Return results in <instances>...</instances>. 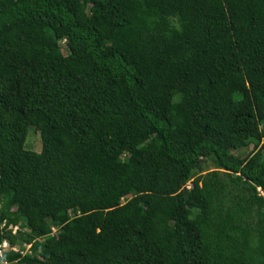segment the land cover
Returning <instances> with one entry per match:
<instances>
[{"label": "trees", "instance_id": "trees-1", "mask_svg": "<svg viewBox=\"0 0 264 264\" xmlns=\"http://www.w3.org/2000/svg\"><path fill=\"white\" fill-rule=\"evenodd\" d=\"M263 139L264 0H0V264H264Z\"/></svg>", "mask_w": 264, "mask_h": 264}, {"label": "rangeland", "instance_id": "rangeland-1", "mask_svg": "<svg viewBox=\"0 0 264 264\" xmlns=\"http://www.w3.org/2000/svg\"><path fill=\"white\" fill-rule=\"evenodd\" d=\"M89 11H92L94 8L92 6H88ZM67 48L65 47L64 43L61 47V53L62 55H67ZM261 145H264V139L262 141H260V143H258V145L256 146L255 143H249L245 148L238 150V151H234L233 153L238 155L239 157H247L248 155H250L253 151H256L257 149H259L261 147ZM24 147L26 150L28 151H33L36 153H39L41 151V136H40V130L38 128H32L28 131V135L24 144ZM121 159H124V156H121ZM213 169V165L208 162L206 164V170H210ZM191 186V183H188V187ZM261 194V193H260ZM127 198H124L122 200V202H125ZM54 233L52 235V237L57 236V234L63 229L62 226L61 227H57L54 226ZM40 258H43L42 255H38Z\"/></svg>", "mask_w": 264, "mask_h": 264}, {"label": "built area", "instance_id": "built-area-1", "mask_svg": "<svg viewBox=\"0 0 264 264\" xmlns=\"http://www.w3.org/2000/svg\"><path fill=\"white\" fill-rule=\"evenodd\" d=\"M4 226V224L2 225ZM7 230L11 232V234H15L17 231L23 230V228L20 225H8ZM55 229L54 227H51L49 237H52ZM8 252H13V253H18L21 256L25 255H30L31 254V244H25V243H20V244H15V245H10V243L7 240H3L0 244V257H2L5 253ZM2 264H9L6 261H3Z\"/></svg>", "mask_w": 264, "mask_h": 264}]
</instances>
